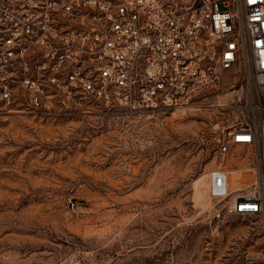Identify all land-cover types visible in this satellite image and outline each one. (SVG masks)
<instances>
[{
    "label": "rangeland",
    "instance_id": "obj_1",
    "mask_svg": "<svg viewBox=\"0 0 264 264\" xmlns=\"http://www.w3.org/2000/svg\"><path fill=\"white\" fill-rule=\"evenodd\" d=\"M224 82L188 110L0 107V264H264L260 217L213 215L214 169L255 181L250 154L218 150Z\"/></svg>",
    "mask_w": 264,
    "mask_h": 264
},
{
    "label": "built area",
    "instance_id": "obj_2",
    "mask_svg": "<svg viewBox=\"0 0 264 264\" xmlns=\"http://www.w3.org/2000/svg\"><path fill=\"white\" fill-rule=\"evenodd\" d=\"M226 78L217 106L238 117L218 150L250 154L255 181L235 192L231 169H214L213 215L264 225V0H0L3 109L188 110Z\"/></svg>",
    "mask_w": 264,
    "mask_h": 264
},
{
    "label": "bare ground",
    "instance_id": "obj_3",
    "mask_svg": "<svg viewBox=\"0 0 264 264\" xmlns=\"http://www.w3.org/2000/svg\"><path fill=\"white\" fill-rule=\"evenodd\" d=\"M250 172H251V174H252V176H253V179L255 180V177H254L253 171H252L251 169H250ZM233 191L238 192V191H240V189H238V190L233 189ZM210 194H211V188H210Z\"/></svg>",
    "mask_w": 264,
    "mask_h": 264
}]
</instances>
